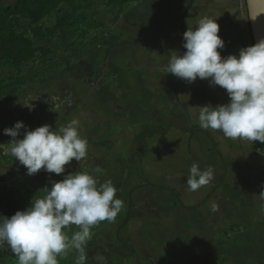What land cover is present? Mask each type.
Here are the masks:
<instances>
[{
  "label": "rangeland",
  "instance_id": "rangeland-1",
  "mask_svg": "<svg viewBox=\"0 0 264 264\" xmlns=\"http://www.w3.org/2000/svg\"><path fill=\"white\" fill-rule=\"evenodd\" d=\"M23 1L4 0L0 11ZM108 2L30 0L19 15L7 18L0 14V72L5 78L1 81L23 84L9 98L4 93L13 92L18 85L1 87L0 98L16 102L26 112L55 101L50 112L53 118L40 124L41 117H34V126L28 130L45 124L55 130L78 120L79 134L89 144L88 152L80 164L73 160L66 165L65 174L87 171L100 183L110 179L117 188V198L124 206L113 222L102 221L91 228L84 245L85 264H176L175 256L157 257L159 249L155 250V245L148 251L150 254L145 253L136 233L158 225L157 219L146 220L148 214L157 218L179 200L163 190L141 189L133 195L132 189L148 183L173 188L179 183L173 174L179 163L185 160L192 165L199 150L211 147L205 137L197 142L187 140L191 127L201 129L197 121L199 110L191 108L187 110L190 114L182 113L173 98L174 85L179 86L183 107L214 102L209 94H200L204 80L178 83L177 77L162 70L170 52L186 51L180 36L185 31L162 27L148 30L146 16L138 12V0H131L128 5L113 0V6H108ZM73 12L75 24L69 17ZM95 12L99 18L93 16ZM83 13L92 20L83 21ZM240 21V30L232 31L235 35L221 30L218 33L220 37H237L239 49L233 47L237 56L241 48L252 46L245 44L249 37L246 17ZM218 51L221 56L231 52L226 45ZM7 61H18L23 66L17 69ZM195 92H199V97L190 100ZM30 102L34 106L31 111L23 106ZM206 131L212 137H224L222 132ZM1 142L0 156L14 163L8 144ZM250 147L256 155L264 154V146ZM17 165L19 174L28 176L26 168ZM63 175L51 173L54 181L62 180ZM228 180L232 182L234 177H227L225 183ZM130 212L133 217L128 220ZM139 214L134 225L136 220H132ZM78 230L76 225L64 229L69 240ZM221 236L227 237L228 233ZM132 249L139 255V262L126 255ZM79 256V250L69 247L57 258L58 264H77ZM10 262L18 264L17 257Z\"/></svg>",
  "mask_w": 264,
  "mask_h": 264
},
{
  "label": "clouds",
  "instance_id": "clouds-1",
  "mask_svg": "<svg viewBox=\"0 0 264 264\" xmlns=\"http://www.w3.org/2000/svg\"><path fill=\"white\" fill-rule=\"evenodd\" d=\"M216 19L203 16L195 28L183 33V54L170 52L162 70L187 83L198 78L219 86L229 97L222 105L189 107L199 109L197 121L204 130L222 132L230 139L264 143V39L241 48L238 56H221L225 42L218 35ZM29 111L33 104H23ZM80 122L73 119L66 126L53 130L45 124L28 130L22 121L4 129L11 137L8 152L35 175L41 170L57 176L45 186L42 198L32 199L30 206L11 217L0 215V250L7 246L17 257L18 264H58V257L73 247L80 252L77 264H85L84 245L90 230L99 222H113L124 203L117 198V188L109 179L100 183L87 171L66 172L71 161L85 159L88 141L79 134ZM23 130V131H22ZM22 136V138H20ZM214 178L212 167L201 170L193 163L186 184L195 192ZM260 196L264 198V192ZM212 204L211 210L217 211ZM69 225L78 226L71 239L64 231Z\"/></svg>",
  "mask_w": 264,
  "mask_h": 264
},
{
  "label": "crops",
  "instance_id": "crops-1",
  "mask_svg": "<svg viewBox=\"0 0 264 264\" xmlns=\"http://www.w3.org/2000/svg\"><path fill=\"white\" fill-rule=\"evenodd\" d=\"M136 5L138 12L146 16L147 25H150L148 30L162 27L172 31H186L188 27L195 28L203 16H209L216 19L221 31L235 35L232 31L240 30V20L243 22L245 16L249 34L245 44L251 43L253 46L245 0H138ZM180 36L183 37V33ZM221 38L231 51L228 55H237L233 49L240 44L237 37ZM1 73L3 72H0V80H5ZM178 81L180 83L182 79L178 78ZM203 85L200 94H209L211 101L215 103L212 106L229 102L224 89L210 86L208 80H204ZM198 93L195 92L189 99L196 100L200 95ZM173 98L182 113H191L187 110H191L189 107L192 106L183 107L179 86L176 84L173 87ZM10 102L13 101L3 100L6 105L3 108L0 106V133L20 120L16 108L8 105ZM13 103L25 111L21 105ZM51 104L56 106L55 101L50 102ZM40 117L41 124L50 121L53 114L45 113ZM25 126L30 129L34 125ZM5 137L1 143L7 145L11 139L9 136ZM186 137L191 142H197L201 137L209 141L211 147L207 146V151L199 150L192 164H197L201 170L212 167L214 178L208 185L195 192L191 191L186 185L191 164L183 160L178 169H174L173 174L179 183L176 182L173 188L166 189L148 183L132 189L133 195L141 189L163 190L179 200L172 205L170 211L167 209L166 213L163 212L157 218L154 214L146 216L149 222L157 219L155 221H158V225L153 224L155 231L152 230L153 227H148L145 231L141 229V232L136 233L143 250L147 253L155 245V250L159 249L157 257L175 256L176 264H264V198L260 196L264 192V154L256 155L250 147L264 146V143L212 137L208 131L192 127ZM186 137H182L184 141ZM18 163L16 160L10 163L0 156V215L3 216L11 217L20 211V203L26 201L31 192L42 193L41 190L45 186L51 187V181H54L51 174H44L42 171L31 176L20 175ZM231 175L234 180L225 183V179ZM213 203L218 206L215 212L211 210ZM129 214L128 220H131L133 216L131 212ZM139 216L140 214L136 215L132 220H136L134 225ZM223 233H228V236L222 237ZM3 252L0 264H12L10 260L15 255L7 246ZM126 255L139 262V255L133 249Z\"/></svg>",
  "mask_w": 264,
  "mask_h": 264
},
{
  "label": "trees",
  "instance_id": "trees-1",
  "mask_svg": "<svg viewBox=\"0 0 264 264\" xmlns=\"http://www.w3.org/2000/svg\"><path fill=\"white\" fill-rule=\"evenodd\" d=\"M3 1L4 0H0V4ZM29 1L30 0H24L22 3L16 4L13 8H8V9H5L3 11H0V14H2L3 16H5L7 18H10V16L19 15L24 10L25 5ZM88 1H90V0H88ZM121 2L124 5H128L131 2V0H121ZM113 5H114L113 0H109L108 6H113ZM93 16L99 18L100 15H98V13L95 12V13H93ZM69 17L74 20L75 13L73 12ZM88 19H90L89 21L92 20V18H90V16L87 13H83V21H86ZM75 22H76V20H74L73 23L75 24ZM252 43H253V40H252ZM253 45H254V43H253ZM8 63L12 64V66L15 67V68H17V69H19V68H21L23 66V65L20 66V63L18 61H12V62H8ZM13 85H18L17 87H14L13 88V90H12L13 92H5L3 90V93L5 92L4 93L5 97H8L9 98L11 96H14L16 94V92L21 87H23V84L20 81H18V82L15 81V82H13L11 84L10 83L5 84L3 81L0 80V88L1 87L2 88H6L7 86H9V87L12 86L13 87ZM3 100H4L3 98L2 99L0 98V106H1V108H3L6 105V104L3 103ZM8 105L16 108L15 110H16V113L19 115V119H20L19 121H22L25 125H28V126H30L32 124L34 117H36L35 119H37V117H40L42 114L50 113L51 112V109L55 107V104H51L49 106H43L42 108H40L38 110H34L32 112H25V111L21 110L17 105H15L13 102L8 103ZM5 139H6V137L4 135V132L0 133V141H4ZM43 196H44V193L43 192L42 193L31 192L30 195H28L27 200L20 203L19 210L20 211L25 210L27 207L30 206V203H31L32 199L42 198ZM3 255H4L3 250H0V256H3Z\"/></svg>",
  "mask_w": 264,
  "mask_h": 264
},
{
  "label": "water",
  "instance_id": "water-1",
  "mask_svg": "<svg viewBox=\"0 0 264 264\" xmlns=\"http://www.w3.org/2000/svg\"><path fill=\"white\" fill-rule=\"evenodd\" d=\"M254 45L264 39V0H245Z\"/></svg>",
  "mask_w": 264,
  "mask_h": 264
}]
</instances>
